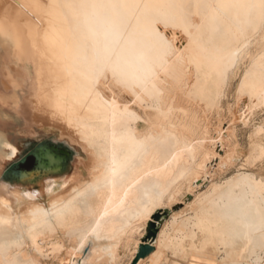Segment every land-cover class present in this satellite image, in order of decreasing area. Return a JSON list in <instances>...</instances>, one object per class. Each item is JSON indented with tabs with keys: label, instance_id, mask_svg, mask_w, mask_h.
<instances>
[{
	"label": "bare ground",
	"instance_id": "obj_1",
	"mask_svg": "<svg viewBox=\"0 0 264 264\" xmlns=\"http://www.w3.org/2000/svg\"><path fill=\"white\" fill-rule=\"evenodd\" d=\"M74 1L75 7L67 0H0V70L8 77L4 87H17L13 72L36 69L40 98L36 104L31 100L36 121L61 126L62 136L75 143L80 140L88 148L79 175L66 177L63 159L51 151L53 161H61L34 175H24L17 184L4 182L0 186V264L21 260L63 263L62 254L72 252V248L85 255L71 257L70 264L116 262L118 249L130 244L132 219L149 216L153 211L150 206L157 205L178 181L194 177L198 163L205 160H197V148L188 136L198 130L194 124L198 114L185 107L181 94L219 105L230 74L242 57L245 37L256 29L259 15L257 10L252 15L242 9L239 14L232 9L217 10V5L232 0H203L196 6L194 22L186 25L176 23L173 0H98L95 5L91 0ZM8 2L11 5L6 7ZM131 4L147 7H113ZM228 20L233 30L244 29V38H225L223 26ZM155 21L162 24L157 26ZM158 31L167 43L164 48L159 47ZM112 42L117 45L114 59ZM203 44L216 59L193 54L194 47ZM226 53H237L238 57L227 72L221 60ZM192 55L200 77L188 73ZM117 65L114 77L112 69ZM101 66L106 67V78L97 72ZM262 76L264 54L252 60L241 89V96H248L253 104L264 97ZM185 80L193 86L188 92ZM155 85L163 98L156 105L147 99ZM179 90L181 94H177ZM3 100L18 103L15 94ZM1 116L9 118L5 113ZM15 153L16 148L0 131V165ZM210 163L206 157L204 173ZM58 178L65 179L52 184L47 197L28 190L38 180ZM201 181L199 177L195 185ZM235 184L240 193L230 190L227 196L235 222L222 243L232 247L242 240L238 234L254 233L251 260L246 264H261L264 193L249 176ZM252 193L255 199L250 198ZM174 206L157 209L153 215ZM192 256L205 264L217 263L203 252Z\"/></svg>",
	"mask_w": 264,
	"mask_h": 264
},
{
	"label": "rangeland",
	"instance_id": "obj_2",
	"mask_svg": "<svg viewBox=\"0 0 264 264\" xmlns=\"http://www.w3.org/2000/svg\"><path fill=\"white\" fill-rule=\"evenodd\" d=\"M97 1L91 0V4L95 5ZM202 1L173 0L176 23L191 25L195 19L196 6H201ZM67 3L71 6H76L74 0H67ZM229 3L241 5V7L230 8L237 14L240 13L241 9L251 15L256 10L259 13L258 8L243 6L258 5L259 0H232ZM10 5L11 2L6 3V7ZM176 5H185V7L180 8L176 7ZM117 14L118 10L116 9L113 16L116 17ZM226 23L229 24L230 21L228 20ZM154 24L158 26L162 23L155 21ZM255 24L256 29L250 31L249 35L245 37L247 38V43L242 52V57L230 74L226 92L218 105L219 107L208 105L206 102H201L192 96L183 95L180 90L177 92V94H181L185 107H188L191 112L194 111L198 114V121L194 123L198 127L197 132L188 133L186 130L185 132L188 133L193 147L197 148V160L203 161L204 159L206 160V157H209L211 162L209 167L206 168L204 173L205 160L202 163L199 162V167L194 177L190 176L172 185L168 194L157 205L150 206L153 211L149 216L143 215L132 219L128 230L130 244L126 249L123 246L118 249V258L113 264L120 263L121 254H125L124 257L128 252L135 255L147 223L157 209L163 207L171 208L174 205H181V209L179 208V211L173 212L169 220L163 225L155 251L146 258L150 260L149 264H205V261L193 258L192 255L195 252H203L210 255L217 260L216 264H246L251 260L254 233L238 234L242 236V240L235 243L232 247L223 245L222 241L223 238L228 236L227 233L235 222L227 202V196L230 190H235L236 194L240 193L241 190L235 184L236 181L243 176H249L252 184L264 193V158H262L264 157V97L256 100L255 104H253L248 96H241L243 81L252 60L264 54V27L260 24L259 15L255 18ZM205 36L206 33L203 32V37ZM157 38L161 42L159 47L164 48L167 46V43L160 39V31L157 32ZM233 44H237L236 41ZM142 49L144 48L142 47ZM147 50L151 51L152 47L149 46ZM116 51L117 45L112 42L110 52L113 59ZM199 53L210 56L212 60L216 59L212 53L205 50L204 44L194 47L193 54ZM187 70L189 74L195 72L200 77L194 64V55L188 59ZM36 71L34 69L33 71L13 72L17 87L8 89L4 85L8 77L0 70V131L7 137L10 144L16 148V153L13 156H7L0 165V186L4 182L13 184L19 182L6 178L4 173L14 162L22 159L39 142L47 141L66 154V177H71L75 173L79 175L82 165L81 160L86 156L84 150L88 148L80 140L75 143L69 137L62 136L61 131L63 130H61V126L58 125L59 128H57L58 126L55 127L51 121H46V123L36 121L35 118L37 116L34 115L35 110L32 108L34 106L33 103L35 102L36 104V101L40 98L37 95L39 89ZM184 83L187 92L193 88L189 81L185 80ZM154 87V91L151 90L147 93V99L149 103L156 105L163 98L160 87L158 85ZM14 94L18 97L17 105L5 103L3 98ZM37 97L39 98L37 99ZM175 99V97H171V101H175ZM31 100L33 103H31ZM3 113L7 114L9 118L3 119L1 116ZM7 151L9 152V149ZM35 166L36 158L29 156L24 163L20 164L18 170H32ZM193 168L194 165L191 167L192 173L195 171H192ZM191 177L193 178L191 179ZM199 177H202V181L195 185ZM64 179L38 180L28 187V190L41 192L44 197H47L48 188L52 187L56 182L62 183ZM190 195H192V200L188 198ZM207 195H209L207 200L196 203ZM250 198L255 199L256 194L252 193ZM72 250L73 253L70 250L62 254L63 263L56 261L53 264H68L71 257L75 256L76 259H80L85 255L79 248H77V251L76 248H72ZM239 260L241 261L239 262ZM46 264L52 263L47 262Z\"/></svg>",
	"mask_w": 264,
	"mask_h": 264
},
{
	"label": "water",
	"instance_id": "obj_3",
	"mask_svg": "<svg viewBox=\"0 0 264 264\" xmlns=\"http://www.w3.org/2000/svg\"><path fill=\"white\" fill-rule=\"evenodd\" d=\"M52 149L50 144L47 141L39 142L33 149H31L22 159L17 162H14L4 173L6 178L14 179L16 181H22V177L26 174L34 175L39 171L50 167L55 163L61 161L58 159L57 161H53V153H51ZM53 154V155H51ZM29 156H34L36 158V166L32 170H18L20 164L24 163ZM60 157V156H57ZM64 164V169L66 168V163L62 160ZM63 169V170H64ZM189 199L192 198L190 195ZM181 208V205L174 206L172 210L164 209L159 210L155 215H153L152 220L148 223L146 232L144 237H142V243L136 253L135 258L133 259L131 264H138L141 259L147 258L153 251H155L156 247L154 245L155 240L158 237V234L161 230V227L165 220H167L170 215L171 211L178 210Z\"/></svg>",
	"mask_w": 264,
	"mask_h": 264
},
{
	"label": "snow or ice",
	"instance_id": "obj_4",
	"mask_svg": "<svg viewBox=\"0 0 264 264\" xmlns=\"http://www.w3.org/2000/svg\"><path fill=\"white\" fill-rule=\"evenodd\" d=\"M244 7H249V8H258L259 9V17H260V24L262 27H264V0H259V4H251V5H243ZM113 7H128V8H132V9H139L141 7H147V5H139V4H131V5H119V6H113ZM176 7H180L183 8L185 7V5H176ZM233 7H241V5H235V4H231V3H221L219 5H217V10L218 11H222V10H226V9H230ZM110 23H115L114 21H110ZM223 34L225 36V38L231 37L232 39H241L244 38V29L242 28H237L235 30L232 29V27L225 23V25L223 26ZM161 40L163 38H160ZM239 51V50H237ZM237 53H226L224 55H222L221 60L223 62L224 65V71L227 72V69L229 66L234 65L237 59ZM117 66L113 67L112 71H113V76L116 77L117 76ZM99 75L104 76V78H106V67L105 66H101L98 70H97ZM123 86H126V82L123 80L119 81ZM94 83L98 84V80H94ZM261 95L264 96V76H262L261 78ZM113 105H115V101H113ZM264 158V157H262ZM9 264H34L33 261L31 260H21V261H13V262H9ZM261 264H264V259L261 260Z\"/></svg>",
	"mask_w": 264,
	"mask_h": 264
},
{
	"label": "crops",
	"instance_id": "obj_5",
	"mask_svg": "<svg viewBox=\"0 0 264 264\" xmlns=\"http://www.w3.org/2000/svg\"><path fill=\"white\" fill-rule=\"evenodd\" d=\"M121 255H122V259H121L120 263H118V264H131L133 259L136 256V254L135 255L132 253L130 254V252H128L125 257H124L125 254L124 255L121 254ZM149 262H150V260L145 258V259H142V261L140 260L138 264H149Z\"/></svg>",
	"mask_w": 264,
	"mask_h": 264
},
{
	"label": "flooded vegetation",
	"instance_id": "obj_6",
	"mask_svg": "<svg viewBox=\"0 0 264 264\" xmlns=\"http://www.w3.org/2000/svg\"><path fill=\"white\" fill-rule=\"evenodd\" d=\"M50 147H51L52 151H53L56 155L60 156V157L64 160V162L66 163V161H67V156H66V154H65L64 152H62L61 150L57 149L53 144H50ZM54 149H55V150H54Z\"/></svg>",
	"mask_w": 264,
	"mask_h": 264
}]
</instances>
